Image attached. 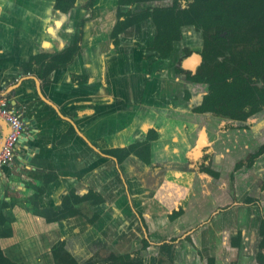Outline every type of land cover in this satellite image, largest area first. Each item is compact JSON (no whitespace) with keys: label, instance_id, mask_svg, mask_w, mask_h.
Segmentation results:
<instances>
[{"label":"crops","instance_id":"0c3cea01","mask_svg":"<svg viewBox=\"0 0 264 264\" xmlns=\"http://www.w3.org/2000/svg\"><path fill=\"white\" fill-rule=\"evenodd\" d=\"M53 3L0 0V97L18 110L23 127L12 161L0 167L2 255L14 264H51V247L63 242L66 252L83 263L129 252L141 240L181 241L221 206L226 178L207 175L190 156L191 145L186 148L171 122L165 84L152 81L155 91L146 94V70L126 52L112 50L108 31L114 0L96 1V16L106 15L103 23H87L71 62L45 82L39 79L33 57H51L71 46L81 15L79 10L62 14ZM57 26L54 34L49 31ZM74 74L83 80H72ZM150 128L156 138L147 160L130 155L117 164L99 152L143 142ZM213 162L218 164L216 158ZM88 190L100 202H80L73 205L76 216L53 220L63 198ZM94 213L98 219L90 223ZM215 222L216 217L213 228ZM190 238L201 254L213 244L203 228ZM180 243L175 262L196 260Z\"/></svg>","mask_w":264,"mask_h":264},{"label":"flooded vegetation","instance_id":"af4514ba","mask_svg":"<svg viewBox=\"0 0 264 264\" xmlns=\"http://www.w3.org/2000/svg\"><path fill=\"white\" fill-rule=\"evenodd\" d=\"M96 1L53 0V8L62 14L81 11V15L77 14L79 19L74 43L69 46L76 49L75 54L79 50L85 26L89 25L87 23H103V17H106L105 14L96 16L100 12L95 9ZM190 2L191 0H114L109 14L112 22L108 37L112 50L120 54L126 52L129 61L146 70L149 75L145 77L147 83L143 82L146 94L153 95L155 91L152 81L165 84L163 90L167 91V108L171 105L169 111L173 112L170 115L173 117L171 122L179 127L181 140L186 148L191 145L190 156L198 161V168L215 179L226 178L222 188L226 187L228 196L220 194L221 206L184 234L182 240L191 248L189 256L193 253L197 257L190 264H207V259H211L212 264H264V237L261 235V228H264V210L261 209L264 197V0H228L223 3V10L219 9L217 14L227 15L229 26L194 28L180 25L176 33L178 39L169 42L171 49L168 55L160 58L155 47L167 49V22L171 14L168 10L172 7L183 10ZM104 23L107 25V21ZM159 31L163 39H159L156 44ZM37 58L34 63L39 65V72L42 64L52 67L62 63L64 59L62 52L51 57L40 55ZM65 66H54L44 78L39 75V79L45 82L52 71ZM71 79L77 82L83 80L82 76L77 77L75 74ZM210 86L229 89V92L221 94V99L215 105L207 107ZM233 90H238L240 96H244L241 90H246L252 98H245L240 108L223 106L225 101L235 103L236 97L231 95ZM12 110L21 121L18 110ZM240 112L245 115L243 118L238 116ZM155 138L156 132L150 128L146 131L143 142L99 152L102 157L116 161L117 164L130 155L147 160L150 156L149 144ZM214 158L218 164L213 162ZM244 191L247 192L243 193ZM85 196L89 198L82 199ZM65 199L67 204L62 211L76 216L73 205L84 201L97 204L101 198L88 190L81 197L71 193ZM248 212L257 220L250 235L241 226L246 222L245 215ZM214 217L219 222H215L213 228ZM56 219L55 215L53 220L58 221ZM97 219L98 216L94 213L89 221L92 223ZM201 228L205 232L207 230V236L214 244L207 246V252L202 254L190 238L194 231ZM142 241L147 243V249L140 251L138 257L142 264L176 263L174 253L178 254L176 245L181 244V241L174 238L157 244H151L147 240H141V243ZM163 244L167 245V250H159V246ZM139 248L140 245L122 253H131ZM155 249L156 251L151 252ZM142 254L148 256L142 257ZM106 256L95 262H101ZM185 264H189V261Z\"/></svg>","mask_w":264,"mask_h":264},{"label":"trees","instance_id":"16d2710c","mask_svg":"<svg viewBox=\"0 0 264 264\" xmlns=\"http://www.w3.org/2000/svg\"><path fill=\"white\" fill-rule=\"evenodd\" d=\"M228 0H191L189 4H187V8L185 9H179L178 7H172V9L168 10L169 13V19L167 22V32H169V39H167V49H159L155 47L157 50L160 58H165L169 51H170V45L169 42L172 40H177L178 37L176 33L178 32V27L181 26H192L194 28L197 27H217V26H229V20H227V15L223 14H217V11L223 10V3H226ZM219 7V8H218ZM176 8V9H174ZM160 32V31H159ZM170 35L171 38H170ZM159 39H163V36L161 35V32L157 35L155 42L156 44L160 41ZM76 49L69 47L66 48L64 52H62V55L64 59L62 60V63L58 65H54L55 68H62L65 65H68L74 54H75ZM38 56L33 57L34 62H37ZM60 65V66H59ZM54 66H47L45 64H42V67H40V72L39 75L40 77L44 78L45 75L49 73L50 70L54 68ZM26 67H29V64L26 65ZM210 95L206 99L207 107H212L215 105L220 99H221V94L225 93L227 94L229 92V89H219L215 86H210ZM241 93L244 96H240L238 90H233L231 91V95H235V103H228L227 101L224 102L223 106H226L229 108V106L235 107V108H240L242 106V101L245 100H251L252 96H250V93H248L246 90H241ZM215 111V110H214ZM223 114L222 112H219ZM223 115H231L230 113L223 114ZM238 116H241L243 118L245 115L240 114ZM237 116V117H238ZM94 195H89V197H92ZM88 197V198H89ZM87 197H83L82 199H86ZM87 198V199H88ZM79 199V200H82ZM66 199L64 198L62 200V210L65 209L66 207ZM64 208V209H63ZM55 215L57 216V219H64L67 217H72L75 214L74 213H67L65 214L64 211L59 212L57 215L56 213L54 214V220H55ZM56 219V220H57ZM264 228H261V235L264 237ZM147 249V243L142 241L140 244V248L137 251H133L131 253H122V254H108L101 262H95L92 259L83 263H78L75 259H73L63 248V243H57L51 248V259L53 264H142L141 259H139V253L140 251H145ZM167 245L163 244L159 246V250H167ZM131 254H134L131 256ZM207 264H212L211 259L206 260ZM0 264H14L10 262L8 259H6L0 250ZM159 264V262H157Z\"/></svg>","mask_w":264,"mask_h":264},{"label":"built area","instance_id":"2783aa9c","mask_svg":"<svg viewBox=\"0 0 264 264\" xmlns=\"http://www.w3.org/2000/svg\"><path fill=\"white\" fill-rule=\"evenodd\" d=\"M0 118L9 125V132L0 149V167L7 166L13 159L14 146L22 130V122L19 116L11 108H8L6 101L0 97Z\"/></svg>","mask_w":264,"mask_h":264},{"label":"rangeland","instance_id":"374dc122","mask_svg":"<svg viewBox=\"0 0 264 264\" xmlns=\"http://www.w3.org/2000/svg\"><path fill=\"white\" fill-rule=\"evenodd\" d=\"M247 191H244L243 193H246ZM240 196H238V198H239ZM262 200H263V202H262V207H261V209L262 210H264V197L262 198ZM245 221L246 222H243V225H241L243 228H244V230L245 231H247L248 232V234L250 235V232H252V231H254V229H255V224H256V222H257V220L254 218V216H253V214L252 213H249L248 212V214L247 215H245ZM131 247H133L131 244H129L128 245V249H131ZM181 249H182V247H181ZM180 249V250H181ZM153 251H156V249L155 250H152L151 252H153ZM150 252V253H151ZM185 250H184V247H183V251L181 252V255L182 256H184V254H185ZM151 255V254H150ZM148 256V254H146V256L144 255V254H142V257H147ZM93 261H99L100 260V258H94V259H92ZM187 261H189L188 259H187ZM149 262L150 263H152L150 260H149Z\"/></svg>","mask_w":264,"mask_h":264},{"label":"water","instance_id":"95a60500","mask_svg":"<svg viewBox=\"0 0 264 264\" xmlns=\"http://www.w3.org/2000/svg\"><path fill=\"white\" fill-rule=\"evenodd\" d=\"M1 124H3V127H2V129L0 128V149L3 145L5 138L8 135V132H9V125L2 118H0V125Z\"/></svg>","mask_w":264,"mask_h":264},{"label":"clouds","instance_id":"9594fccd","mask_svg":"<svg viewBox=\"0 0 264 264\" xmlns=\"http://www.w3.org/2000/svg\"><path fill=\"white\" fill-rule=\"evenodd\" d=\"M58 23V22H57ZM58 30V26H57V28L56 29H52V28H49V31L50 32H52L53 34L55 33V31H57Z\"/></svg>","mask_w":264,"mask_h":264}]
</instances>
